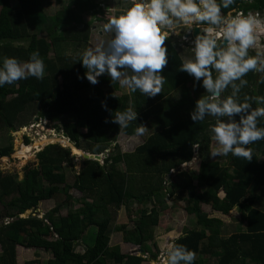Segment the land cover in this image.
I'll use <instances>...</instances> for the list:
<instances>
[{
  "label": "trees",
  "instance_id": "16d2710c",
  "mask_svg": "<svg viewBox=\"0 0 264 264\" xmlns=\"http://www.w3.org/2000/svg\"><path fill=\"white\" fill-rule=\"evenodd\" d=\"M233 7L244 13L261 12L264 0H237ZM96 9V0H68L65 7L47 16L42 0H0V57L27 61L32 52L38 51L45 64L42 79L28 77L0 87V130H13L16 123H23L18 121L20 115L38 105L36 115L61 131L76 149L102 154L109 150V144H114L112 150L105 152L102 164L83 162L72 184L67 182L64 168L73 167V157L68 148L56 144L37 153V165L28 168L21 181L12 176L0 178V264H17L16 246L51 252L52 257L46 262L33 260L25 264H143L144 256L149 254L145 245L153 240L159 214L174 207L177 200L183 202L182 210L194 216L200 227L186 231L172 243L195 251L193 264H209L212 258L215 264H264V202L262 210L255 207L258 196L264 197V140L248 145L253 149L251 161L231 153L226 155L225 164L211 160L209 128L215 120L210 116L196 123L191 120L195 101L206 93L198 83L194 88L193 78L179 70L183 60L173 38L165 41L169 62L162 75L166 83L154 97L130 90L122 96L104 94L103 85L111 83L117 88L110 76L101 75L93 85L84 78L86 70L81 62H76L78 57L71 59L73 63L58 55L50 59L49 52L59 47L58 41H88L90 24L81 17ZM39 32L41 37L37 36ZM244 79L248 83L239 93L240 100L245 95L264 96V74L250 71ZM189 82L190 87L186 88ZM176 90L179 98L168 100ZM230 91L227 89L224 95ZM102 102L107 108L102 107ZM127 107L136 109L137 121L120 129L111 122V114ZM138 123L147 127L148 134L132 152H121L117 137L134 135ZM258 126L264 127V119ZM80 140L89 145L82 147ZM11 152V143L0 146V158ZM194 153L199 161L197 175L182 171L181 167L191 162ZM71 189L81 194V203L64 216L58 215V204L40 219L13 220L57 195L70 201ZM175 194L177 197L173 198ZM166 198L172 200L170 206ZM131 203L140 207L131 211ZM202 205L225 216L238 206L245 222L243 229L227 236L220 221L210 218ZM120 207L128 210L132 224L130 228L126 224L118 228L122 241L139 246L142 256L122 254L118 246H109L110 208ZM91 228L95 231L86 235ZM83 240L84 252H75L74 245Z\"/></svg>",
  "mask_w": 264,
  "mask_h": 264
},
{
  "label": "clouds",
  "instance_id": "9594fccd",
  "mask_svg": "<svg viewBox=\"0 0 264 264\" xmlns=\"http://www.w3.org/2000/svg\"><path fill=\"white\" fill-rule=\"evenodd\" d=\"M236 2L131 0L128 8L103 24L110 38L85 48L76 62H81L86 70L84 78L93 85L106 74L133 93L154 97L166 83L162 75L169 62L165 41L170 36L187 41L193 25H204L203 33L197 31L191 39V56L179 67L193 77L194 88L198 83L206 93L195 101L190 118L195 123L206 116L214 118L209 131L216 146L210 150V157L231 153L251 161L253 149L248 145L264 140V127L258 126L264 119V96L245 95L240 100L239 93L248 83L244 79L247 73L264 74V58L249 55L262 21L258 13L238 11L233 7ZM44 74V61L38 51L32 52L27 61L0 57V87L28 77L42 79ZM227 89L230 94L224 95ZM102 107L107 108L104 102ZM137 116L136 109L127 107L112 113L111 122L120 129L127 128ZM146 128L138 123L134 133L142 136ZM195 259V251L183 244H169L166 249V264H193Z\"/></svg>",
  "mask_w": 264,
  "mask_h": 264
},
{
  "label": "rangeland",
  "instance_id": "374dc122",
  "mask_svg": "<svg viewBox=\"0 0 264 264\" xmlns=\"http://www.w3.org/2000/svg\"><path fill=\"white\" fill-rule=\"evenodd\" d=\"M42 2H43V8L45 14L47 16H52L58 10L65 7L68 0H42ZM96 2L98 4L99 9H96L93 13H89L81 17L83 22H88L90 24L88 41L87 42L58 41L57 44L59 47H57L56 50L54 51L51 50L49 52L50 59H53L58 55L62 58L63 57L70 58L69 62L73 63L71 59L78 57V53L82 52L85 48L89 46H95L100 41L109 39L111 34L104 32L103 24L106 23L110 17L122 13L131 4V0H96ZM252 13L254 14L258 13L262 23L256 30L255 43L249 49V52H251L253 55L259 54L262 58H264V19H262L264 18V10L261 12H252ZM196 28L201 34L203 33L204 25H199V26L193 25L192 31L190 33L191 36L188 37L187 41H181L180 36L172 37L174 41V47L183 60L191 56L190 42L193 37V32ZM79 29H81V27H79ZM31 30H29V32H31L32 34L34 32V28H32ZM181 30H182L181 34L183 35L184 34L183 25H181ZM42 35L43 34H40V32L37 33L38 37H41ZM189 84L190 82L187 83L185 87L189 88L190 87ZM102 89L104 91V94H109L112 96H122L129 94V89L121 86L118 82H117V88H114L111 85V83H108L106 85H103ZM78 92L79 94L83 95L82 90ZM167 98L168 100H176L177 98H179V91L176 90L170 93ZM36 107H38V105ZM36 107L34 109H29L28 111H25L23 115H20L18 121H23V123L18 125L16 123L15 128L13 130L12 129L0 130V146H4V145L6 146L8 143H11V147H12V152L8 157L0 158V178L5 176H12L13 178H15L16 181H21L23 179L25 171L28 168L37 165L38 163V159L36 157L37 153L40 152L43 148H45L47 145L56 144L60 147L68 148L70 150V156L73 157V164H74L73 167L64 168L67 182L69 184H72L74 181L75 174L79 172V170L82 168L83 165V163L80 164L77 160V156L80 155L73 153L70 146H69L70 148L67 146H62L60 143L56 141L49 142L47 144L34 145L36 140L39 141L42 138H46V140H49L51 139V137H53V135L63 137V133L61 131L58 132L49 121L43 118H39L36 115L37 112ZM16 126H20V127H16ZM81 132H84V130L81 129ZM147 134L148 131L145 130L142 136H138L136 134L131 136L119 135L117 137L116 143L119 146L121 152L129 153L132 152L136 146L140 145L143 142V139ZM25 138L28 140L27 145L25 144ZM212 141L210 143V147H215L216 145L215 143L214 145H212ZM88 143L89 142H86L85 140H80V144L82 147L89 145ZM21 145L32 146L33 152H31L28 155L30 157V158L28 157L29 159L20 158L18 152H21V147H22ZM72 145L74 146V144ZM113 147L114 144L112 143L109 144L108 147L109 150L104 151L102 155L106 157L107 153L105 152H109L110 150H112ZM103 158L104 157H102L101 160L99 161L100 164H102ZM196 158H193L191 160V163L190 162L186 163L185 168H183V166L185 165L183 164L181 166L182 171H186L187 173H192L193 175H197L198 173L197 165L199 166V161L197 163ZM219 158H221V156H218L216 158H211V160H216ZM222 158H224L225 162L223 161L221 162V164L227 163L226 155H223ZM259 160H261V158H259ZM120 168H123V166L120 165ZM200 190L203 191L204 189L200 188ZM70 195H71V200L68 202H65L63 195L60 194L57 195L56 198L52 200L40 202L35 210H30V211L31 213L35 214L34 218L40 219L44 217L46 213H48L54 207L60 204L58 215L64 216L68 210L70 209L73 210L78 208L81 203L82 197L78 191H76L75 189H71ZM176 197L177 194L173 196V198ZM218 197L221 198L222 194L219 193ZM257 199L258 201L255 207L261 206L262 202H264V197L262 195H259ZM165 202L170 206L172 200L170 198H166ZM182 206H184L183 202L177 200V204L174 205V207H170L168 210L159 214L157 226L153 229V240L151 242L146 243L145 245L148 248L149 254H146L144 256L146 258L145 259L146 261L143 264H166V249L168 248L169 244H171V242L169 243L168 241L174 239L176 240L177 238L181 237L183 232L186 230H194V229L199 230L197 227L195 228V226H193L194 217L192 215H186L185 212L182 210ZM139 207L140 206L137 205L136 203H131L129 209L133 211V210H137ZM201 207H203L205 211L204 206L202 205ZM207 208L209 210L210 207L207 206ZM30 211L26 212L25 214L26 215L29 214ZM110 211L112 212V221L110 225L112 232L110 235L109 246H118L122 254L142 256L143 253H139L137 250L141 248L139 246L131 248L130 246L125 245V243L122 241L121 233L118 232V228L121 225L126 224L128 225L127 227L129 228L132 225L130 218L127 216L128 210H126L125 207H120V209L118 210H115V208H110ZM206 212H210V211L206 210ZM218 220L221 223L220 226L222 229L227 227L229 232L239 231L236 228V226L239 223L241 224L242 221H240L241 216L238 206H235L230 211L229 215L227 216L220 215ZM183 227L185 230L183 229ZM170 229L176 230L174 235H169ZM94 231L95 229L91 228L90 230H87L85 234L86 235L92 234ZM170 232L173 233V231ZM89 242L87 241V243ZM74 250L77 253H83L85 250L84 240L76 243L74 245ZM16 255H17L16 258L17 264H25L26 262L33 260L39 262H46L52 257L50 251H44L42 249H33V248L25 249L23 247H20L16 250ZM153 255L156 257H153ZM208 262L209 264H215V258L209 259Z\"/></svg>",
  "mask_w": 264,
  "mask_h": 264
},
{
  "label": "crops",
  "instance_id": "0c3cea01",
  "mask_svg": "<svg viewBox=\"0 0 264 264\" xmlns=\"http://www.w3.org/2000/svg\"><path fill=\"white\" fill-rule=\"evenodd\" d=\"M183 60V59H182ZM123 136H126V135H123ZM211 141H212V139H211ZM211 143V142H210ZM214 141H212V145H214ZM213 147H210V150L212 149ZM223 157V155H221V158H219V159H216V160H212V161H218L219 163H221V162H225V160H224V158H222ZM210 158H212V157H210ZM261 158V160L263 159V157H260ZM260 160V161H261ZM191 163V162H190ZM197 163H198V160H197ZM186 167V164L183 166V168H185ZM197 169H198V165H197ZM195 183V182H194ZM221 194H222V197H223V193L222 192H220ZM263 205V202H262V204H261V206ZM204 206V208H205V212H206V210L207 211H210V212H206L207 213V215L210 217V218H216V219H219V216L221 215V216H225V215H222L221 213H219V212H216V211H211V209L209 208V210H208V208H207V206L206 205H203ZM261 206H259V207H257L258 209H261ZM202 209H203V207H202ZM204 210V209H203ZM262 210V209H261ZM186 214V213H185ZM187 215V214H186ZM194 217V216H193ZM194 219V218H193ZM192 219V220H193ZM240 221H242V220H240ZM193 222H194V224H193V226H195V228L197 227L198 229H200V227H198L196 224H195V219L193 220ZM244 224H245V222L244 221H242L241 222V224L239 223L237 226H236V228L240 231V230H242L243 229V226H244ZM185 227V226H184ZM184 227H183V229H184ZM235 228V229H236ZM222 229V228H221ZM185 230V229H184ZM183 230V231H184ZM224 230V232H225V234L227 235V236H229V235H231L232 233H235V232H238V231H233V232H229V230H228V228L227 227H225V228H223L222 229V231ZM170 231H173V233H171ZM170 231H169V235H174L175 234V232H176V230L175 229H170ZM180 231H181V229H180ZM186 231H189V230H186ZM186 231H184L183 233H185ZM183 235V234H182ZM169 237V236H168ZM168 239H170V238H168ZM175 240V239H174ZM174 240H169L168 242L170 243L171 242V244L174 242ZM125 245H127V246H130L131 248H133V247H136V246H134V245H132V244H128V243H125ZM18 248H20L19 246H16V250L18 249ZM138 250V249H137ZM141 250V249H140ZM16 258H17V255H16ZM17 260V259H16Z\"/></svg>",
  "mask_w": 264,
  "mask_h": 264
},
{
  "label": "bare ground",
  "instance_id": "6f19581e",
  "mask_svg": "<svg viewBox=\"0 0 264 264\" xmlns=\"http://www.w3.org/2000/svg\"><path fill=\"white\" fill-rule=\"evenodd\" d=\"M260 34V33H259ZM54 134V133H52ZM53 141H56L58 143H60L62 146H67V147H71L73 153H76V154H79L81 155V150H76L75 148H73V145L69 142L68 138H66L65 136L62 137V136H54L51 137V139L49 140H46V138H42L41 140L37 141L34 143L35 144H47L49 142H53ZM21 144V143H20ZM22 146V145H21ZM69 147V148H70ZM33 148L32 146H22L21 147V152H18L20 158H25V159H29L30 157L28 156L32 151ZM29 157V158H28ZM23 216V215H22Z\"/></svg>",
  "mask_w": 264,
  "mask_h": 264
},
{
  "label": "water",
  "instance_id": "95a60500",
  "mask_svg": "<svg viewBox=\"0 0 264 264\" xmlns=\"http://www.w3.org/2000/svg\"><path fill=\"white\" fill-rule=\"evenodd\" d=\"M198 30H197V28L194 30V32H193V36L196 34V32H197ZM191 36V34H189V37ZM173 36H170L169 38H172ZM70 142V141H69ZM71 143V142H70ZM71 144H74V143H71ZM73 148H75L74 146H73ZM76 149V148H75ZM76 150H78V149H76ZM102 157H105V156H103L102 154H90V153H87V152H84V151H82L81 150V155L80 156H77V160H78V162L80 163V164H82L83 162H85V161H96V162H99L100 160H101V158ZM194 158H196L197 156H196V154L194 153V156H193ZM28 211H30V210H27L26 212H28ZM25 212V213H26ZM22 214V215H19V216H17L15 219H13V220H17V219H21V218H28V217H32V218H34L35 217V214H33V213H31V211L29 212V214ZM138 252L139 253H142V250H140V249H138Z\"/></svg>",
  "mask_w": 264,
  "mask_h": 264
},
{
  "label": "built area",
  "instance_id": "2783aa9c",
  "mask_svg": "<svg viewBox=\"0 0 264 264\" xmlns=\"http://www.w3.org/2000/svg\"><path fill=\"white\" fill-rule=\"evenodd\" d=\"M255 14H257V13H255ZM194 148H195V151H196V146H194ZM195 151H194V152H195Z\"/></svg>",
  "mask_w": 264,
  "mask_h": 264
}]
</instances>
